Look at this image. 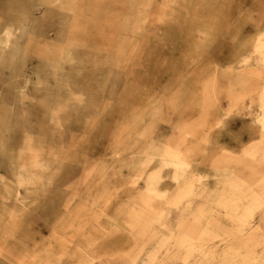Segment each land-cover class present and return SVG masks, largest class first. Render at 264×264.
Listing matches in <instances>:
<instances>
[{
    "label": "rangeland",
    "instance_id": "1",
    "mask_svg": "<svg viewBox=\"0 0 264 264\" xmlns=\"http://www.w3.org/2000/svg\"><path fill=\"white\" fill-rule=\"evenodd\" d=\"M263 101L264 0H0V264H264Z\"/></svg>",
    "mask_w": 264,
    "mask_h": 264
},
{
    "label": "bare ground",
    "instance_id": "2",
    "mask_svg": "<svg viewBox=\"0 0 264 264\" xmlns=\"http://www.w3.org/2000/svg\"><path fill=\"white\" fill-rule=\"evenodd\" d=\"M212 89V88H211ZM257 124L259 125V128L264 131V101H263V105L261 106L259 112L257 113L256 115V118H255ZM183 161V160H182ZM150 164V163H149ZM186 164V163H185ZM138 179V178H137ZM139 180V179H138ZM7 194V193H6ZM18 195V194H17ZM8 196V195H7ZM8 200V199H7ZM16 200V199H15ZM98 219V217H97ZM100 221V219H98ZM98 221V222H99ZM95 222V220H94ZM243 230V228H242ZM202 251V250H201ZM84 252V251H83ZM202 255H205V252L202 251Z\"/></svg>",
    "mask_w": 264,
    "mask_h": 264
}]
</instances>
